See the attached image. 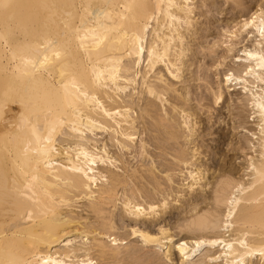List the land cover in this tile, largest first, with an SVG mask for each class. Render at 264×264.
<instances>
[{"label": "bare ground", "instance_id": "1", "mask_svg": "<svg viewBox=\"0 0 264 264\" xmlns=\"http://www.w3.org/2000/svg\"><path fill=\"white\" fill-rule=\"evenodd\" d=\"M192 1L11 0L12 8L0 9V264H43L45 260L49 264H172L173 255L179 264H208L221 257L223 264H245L252 256L264 260L260 254L264 249L263 8L257 6L232 28H223L227 43L217 63L220 66L231 57L234 72L223 73L220 83L227 92L231 87L242 90L235 98L236 107L245 102L250 111L245 118L251 116L254 122L244 142L231 151L247 155L245 151L250 150L254 155L246 159L241 174L228 170L214 179L208 200L205 193L192 192L203 179L204 169L192 160L194 156L170 148L177 168L194 166L186 170L192 181L187 191L193 208L197 201L205 204L185 215L179 225V231L189 233L191 240L185 241L184 236L174 243L165 225L151 227L154 217L159 220L157 216L171 209L166 195L160 201L149 197L138 202L132 188L124 191L130 187L125 180L103 167L113 166L115 156H109L110 151H128L139 137L138 114L131 116L140 101L135 103V96L144 102L139 119L146 116L153 121L151 125L162 136L159 140L177 145L178 130L186 126L183 141L190 143L189 118L196 112L184 107L189 100L186 84L192 77L185 79L190 64L183 58L191 50L187 37L192 40L197 33H192L196 26ZM233 5L240 7L238 2ZM245 39L250 44L232 54ZM162 68L171 82L163 77ZM177 84H185L183 90L176 89ZM168 94H176L180 105L170 104L169 115L162 109L164 116H152L156 102L166 101L163 96ZM211 95L217 105L224 99V90L216 86ZM178 113L184 115L179 118L183 126L175 120ZM140 146L143 154L145 146ZM116 159H122L121 153ZM144 168L149 173L145 175L155 174L156 168ZM168 170L161 172L171 184L173 174ZM148 177L155 186L152 193L168 192L154 176ZM119 186L124 195L119 196L123 199L116 209L120 201L116 196L122 194L117 193ZM78 207L93 216L81 217L74 210ZM137 208L141 211L136 212ZM130 237L140 244L119 246ZM203 245L209 249L200 256ZM153 246L162 249L161 255L151 250Z\"/></svg>", "mask_w": 264, "mask_h": 264}, {"label": "rangeland", "instance_id": "2", "mask_svg": "<svg viewBox=\"0 0 264 264\" xmlns=\"http://www.w3.org/2000/svg\"><path fill=\"white\" fill-rule=\"evenodd\" d=\"M235 2H238L240 7L236 8L233 5V4H235ZM212 4L214 6H212ZM190 6L194 7V8L192 7L193 8L192 9V11H193L192 16H193V23H195V25H196V26H194L195 32H192V33H196V31H197V33L192 36V40H189V38L187 37V42H189L190 45L189 44L188 45L191 46L190 47L191 50L186 52L187 56H186V58H183V59L187 60L188 63L190 64L188 67V69H189L188 72L190 71L189 73H191V74H188V72H184V75H186L185 79H189V77H192V79L188 80L187 84L185 83L188 87L189 86L190 87L188 88L185 86L187 88V91L189 92L188 95H186V98L189 100H187V102L185 103L186 105H184V107L186 106V107H188V110H190L192 112L194 111V113L196 112L195 116L192 117L193 119L192 118H189L190 120L188 119L190 121V123H189L190 126L187 124V126L193 128L192 129L193 133H192L191 137H188V138H192L193 141L191 139L189 144L186 142V140L183 141L184 136H186L188 134V129L186 126H183L181 123L182 117L184 118V115L181 116L182 113H178L177 115L175 114L176 117L174 116L175 120L180 122V124H181L180 126L185 127V128H183L185 130H183L182 128H181L182 130L181 129L178 130L179 134H181L180 135L181 140L179 139V141L177 142V145H173L172 143H166L165 144V142H163L161 139L159 140V138H162V136L160 135L159 130L156 127H154L153 125H151V124H153V121L150 120V118L146 117V116H144L145 119L143 118V120L139 119V116H140V110L139 109H140V107L143 106L142 104L144 102L142 103L141 99L138 96H135L136 95L135 94L134 95L135 97L133 96L135 98V103H136V101L138 102V100H140V101L138 103H136L137 106H135V109L133 110L134 113L133 114L131 113V116H133V115L136 116L138 114L137 115L138 118L136 119L138 124L136 123L135 128L137 131L136 137H138V134H139V137H138V139H135L136 141L134 140V142L130 145V147H129L130 149L128 151H122L121 152L118 149L110 151L109 156L112 155V153H113L112 157L115 156V157H113V159H115L113 166L107 165V164H105V166H103V167L108 168L111 172L116 174L118 177H121L120 179L121 180L123 179L122 181L125 180V184L127 185V187H128V185L130 187L125 188L124 191L128 190L129 188L130 189L132 188V190L135 191L134 195L137 196V198L135 200L138 199L137 200L138 202L140 201L142 203L143 201H146L145 199H148L149 197L153 198V199L155 198L154 200H156V201H158V200L160 201V199H162L166 195L165 196V202L168 203L167 206H169V205L171 206V209L169 210V212L167 214H165L163 216H157L159 214V212L157 211L156 216L159 220H156V217H154V223H152L153 225H151V227H153V229H156L157 226H161V225L164 226L165 225L164 227L169 229V233L172 234L173 238L171 240L174 243L177 239L182 238L184 236L186 239L185 241L188 242L189 239L191 240V235L189 233H183V232L179 231V225L182 223L183 219L186 216H189V214L192 211H194L193 209L198 210L199 208H205V204L200 203V201H197L196 207L193 208V203H192L193 199L191 198L190 193L188 194L189 190L187 189V186L189 185V183H192V181L190 182V178H188V175L186 173L187 172L186 170H188V168L184 169L185 165H183V166L181 165L180 166L181 169L177 168L179 165L176 166V164H174L175 162L173 160V153H172L171 149H174V148L179 149V150H182L186 155L194 156V157H191L192 160L195 159L196 164L201 165L200 169H202V168L204 169L203 179L201 180V182L199 181L196 185L193 186L192 192H194L193 195H200L201 193L203 195L206 194L205 196L208 197V200H209V194H211V189H212L211 185H212V182L214 181V179H216L221 173L226 172L228 170L236 171L237 172L235 174L236 176L238 174H241L242 170H240V169L242 168V166H245L246 159L250 155H254V154H252V152L250 150L245 151L247 153V155H243L239 151H236V152L231 151V149L234 148L237 143L239 144V142L240 143L244 142V138L246 137V132L249 129L253 128L254 122L251 121V118H250L251 116L249 118H245L246 115L248 113H250L249 108L246 107V105H245V102H243V106H240L239 109H238V107H236L237 103H236L235 98L240 95L242 90H240V89L235 90L231 87L229 92H227L220 83L221 77L224 75L223 73H226L227 70H231L232 72H234L235 64L233 65V63L231 62V59H230L231 57L229 56L228 58H226L224 63H221L220 66H217V63L219 61H221V57L225 54L224 53V51H225L224 46L227 43V39L224 37V35H222L223 30L226 29V27L232 28V26L237 22V20H239L240 18H244V17L249 16V14H251L255 9H257L259 7L264 9V0H227V1L226 0H193L192 5H190ZM210 6H211V8H210ZM239 9H241V10H239ZM263 17H264V14H263ZM233 21H234V23H233ZM188 34H190V33H188ZM245 40L246 41H244L243 43L235 46V49L232 52V54L233 53L236 54V50H238L239 47H241L242 45L245 44L246 46H248L250 44V42H249L250 39H245ZM211 48H212V50H214V53H210V54L207 53L208 50H210ZM238 54H240V53H238ZM191 55H193V56H191ZM190 62H192V64ZM190 66H191V68H190ZM161 73L162 74L164 73L165 75L167 74V73H165V71H163V68H162ZM165 75L163 77L168 78V81L170 80V82H171V78H169L168 75H166V77H165ZM197 77L199 78L198 80H197ZM193 78L194 79L196 78V79L194 80ZM151 80H152V78H151ZM172 82H173V80H172ZM184 85H183V87H184ZM216 86H221L222 90H224V99L222 101H219V103L217 105H213L211 93L214 89H216ZM178 87L182 88L181 90H183V87H181V84L175 85L176 89ZM138 89H140V87L135 89V92L138 91ZM164 96H163V99L167 98L169 100L166 99V101H163L164 105H162L163 102H161L159 104V101H157L156 106H158V107H156V109H155L156 111L152 113V116H154V117L161 116L162 117V116H164L163 115L164 111H165V113H167L169 115L170 111H172L171 110L172 103L175 106L180 105L179 100L176 98V94H172V95L168 94V95H166L167 97L166 96L164 97ZM168 96H169V98H168ZM137 98H139V99H137ZM200 98H203L204 100L200 101ZM176 100H178V101H176ZM170 104H171V106H169ZM202 105H203V107H202ZM162 109H164L163 113H161ZM237 109H238V112L241 113V119H239V120L236 117ZM171 114H172V112H171ZM179 114H180V116H178ZM180 117H181V119H179ZM133 118H134V116H133ZM141 121H144V122H141ZM192 121H193V123H192ZM144 125H145V127H144ZM148 128H150V129H148ZM193 130L196 132H194ZM183 131H185V132H183ZM147 132H148L149 136L147 135ZM155 133H157V134L155 135ZM148 141H149V143H148ZM191 141L193 143H191ZM146 142L148 144H146ZM142 144L145 146L144 150L148 151V152L144 151L143 154L140 153L141 152V146L140 145H142ZM162 145H163V147H162ZM138 147H140V148H138ZM182 148H184V150ZM120 153H121L122 159L118 162L119 159H116V158L118 155H120ZM144 153L149 157H145ZM195 153H197V154H195ZM138 155H140V156H138ZM113 159H112V161H113ZM142 161H143V163H142ZM122 163H124V164H122ZM152 163L154 165H152ZM144 167L151 168V170H154L153 168H156L154 172L152 171L155 174L152 173L153 175H145V174H149V173L147 171L145 173L144 169H146V168H144ZM187 167H189V170L194 169V166L193 167L187 166ZM238 167H239V169H238ZM166 168L169 169L168 171H169V174H171V176L173 174V176H172L173 180H171V184H168L167 182H165L163 180L164 175H162L161 171H162V169H166ZM179 171H181V172H179ZM134 173H136V174H134ZM132 175H134L136 177H134V176L132 177ZM148 176H154L155 179L159 180V182L162 183L161 184L162 187L165 188V192L168 191L167 193H169L170 195L165 193V192H164L165 194H163V195L160 192H155V193L153 192L152 193V191L154 189L153 187H155V186L152 184L153 182L151 181V177H148ZM141 177L143 178L144 181L142 180ZM132 178L134 180H132ZM206 182H207V184H206ZM163 183H164V185H163ZM183 184H185V185H183ZM134 185H136V186H134ZM169 185H171V186H169ZM197 185H200V186H197ZM119 187H118V189H119ZM137 187H139L140 190ZM151 188H152V190H151ZM169 188H171L172 190H169ZM120 189H119L120 191H118L117 193L118 194L122 193V194H120V195L117 194L118 196H116V198H118L120 200V201L116 200V201H119V202H116V204H117L116 206H118V207H116V209H118L120 207V202L122 201L121 199H123L119 196L124 195V192L122 190L123 188L120 187ZM141 189H144L145 190V191L143 190L144 192H146V190H148L146 192V195ZM177 189H178V191H177ZM175 190L177 191V193ZM170 192H172L173 194ZM140 193H142L143 195ZM157 193H158V195H157ZM159 193H160V195H159ZM153 194H154V196H153ZM174 194H175V197L173 196ZM168 195H169V198L167 200ZM161 196H163V197H161ZM191 199H192V201H191ZM207 202H209V201H206V203ZM207 205H208V207L210 206V204H207ZM77 206H81V204H77ZM179 206H180V208H178ZM177 208H178V210H177ZM74 210L79 212V214H81V217H83V218H85L88 215L90 217V215H91V214L87 213L86 211H83V209H81L79 207L77 209H74ZM221 210H223V209H221ZM91 216H93V215H91ZM91 219L93 220V218H91ZM90 220L89 221L87 220V221L93 223L94 220L93 221L92 220L90 221ZM157 221L159 222V224ZM156 222H157V225H156ZM177 222H178V224H177ZM124 223L126 224L127 222L125 221ZM117 224H118L117 226L120 227L121 224L118 222H117ZM121 229L122 228H120L118 230L119 233H121V231L124 230V229H122V230ZM215 232L221 233V231L219 229H216ZM225 234L228 235L229 233H225ZM111 238L112 237H110V239ZM108 240L109 239H107L105 241H108ZM129 242L131 245L132 244L133 245H136V244L139 245L140 244L139 240L134 239V238L132 239L130 237L129 239H125L122 242H120V245H119V242H117L118 243L117 245H119L120 247H124L125 245H128ZM208 249H209V246H207V245L201 246V248L199 250L200 256L202 254H204ZM151 250L155 253L157 252V254L160 253V255H161L162 249H160L159 246H153L151 248ZM172 262H173L172 264H179L177 257H175L174 255L172 256ZM223 263H224V259H222V257H221V259L218 258L216 260H211V261L209 260L208 261V264H223ZM186 264H191V263H186ZM245 264H264V260L260 259L259 256H257V257L252 256L251 261L250 262L245 261Z\"/></svg>", "mask_w": 264, "mask_h": 264}, {"label": "snow or ice", "instance_id": "3", "mask_svg": "<svg viewBox=\"0 0 264 264\" xmlns=\"http://www.w3.org/2000/svg\"><path fill=\"white\" fill-rule=\"evenodd\" d=\"M13 6L14 5L11 3V0H0V9L8 10V9L12 8ZM245 26L247 27V24ZM260 32L262 35H264V20H262V22H261ZM248 55H251V54L249 53ZM261 63H262V66H264V60H262ZM249 71H251V70L249 69ZM230 76H231V74H229L228 77H225V79L226 80L229 79ZM261 176H262V178H264V172L261 173ZM126 207H128V205H126ZM140 211H141V209H139V208L136 209V212H140ZM113 243H115V241H113ZM201 243H203V241L198 242L197 247H199V244H201ZM213 243H215V241H213ZM241 243L243 244V241H241ZM247 254L251 255L252 253H251V251H249ZM260 254L262 256H264V249L260 250ZM43 264H49V262L47 260H45V261H43ZM52 264H56V261H52ZM88 264H92V262L88 261ZM241 264H243V262H241Z\"/></svg>", "mask_w": 264, "mask_h": 264}]
</instances>
